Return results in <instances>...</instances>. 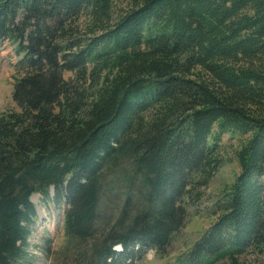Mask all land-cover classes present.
Instances as JSON below:
<instances>
[{"label":"trees","instance_id":"1","mask_svg":"<svg viewBox=\"0 0 264 264\" xmlns=\"http://www.w3.org/2000/svg\"><path fill=\"white\" fill-rule=\"evenodd\" d=\"M5 41L0 264H31L35 194L67 205L52 264L166 256L226 136L240 172L181 262L264 255V0H0Z\"/></svg>","mask_w":264,"mask_h":264},{"label":"rangeland","instance_id":"2","mask_svg":"<svg viewBox=\"0 0 264 264\" xmlns=\"http://www.w3.org/2000/svg\"><path fill=\"white\" fill-rule=\"evenodd\" d=\"M19 61L16 45L11 41L0 44V114L8 111H18L13 100L16 75L15 65ZM239 138L226 136L225 162L208 186L202 189V201L197 207L189 208L186 225L175 236L166 256H158L154 251H148L139 264H182L189 248L208 229L214 218L210 215L214 202L219 199L223 191L230 187L240 172L238 160L234 150L238 147ZM51 196H54L53 190ZM33 203L39 209L38 218L29 239V256L31 264H52L51 254L64 244V215L66 203L58 204L52 200H45L35 194ZM221 264V263H219ZM240 264H264V255L247 254L241 257Z\"/></svg>","mask_w":264,"mask_h":264},{"label":"water","instance_id":"3","mask_svg":"<svg viewBox=\"0 0 264 264\" xmlns=\"http://www.w3.org/2000/svg\"><path fill=\"white\" fill-rule=\"evenodd\" d=\"M34 196H35V195H33V196H32V198H31V201H32V202L34 201V200H33ZM37 211H39V209H38V208H37Z\"/></svg>","mask_w":264,"mask_h":264}]
</instances>
